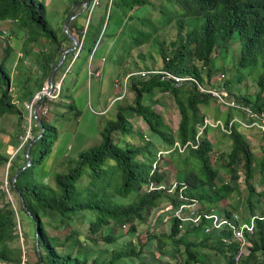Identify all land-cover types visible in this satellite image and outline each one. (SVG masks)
Returning <instances> with one entry per match:
<instances>
[{"label": "trees", "instance_id": "trees-1", "mask_svg": "<svg viewBox=\"0 0 264 264\" xmlns=\"http://www.w3.org/2000/svg\"><path fill=\"white\" fill-rule=\"evenodd\" d=\"M69 1L74 6L82 0ZM167 1V6L160 7V17L152 21L135 15L136 8L140 10L150 5L147 0H102L101 5L96 9H99L103 2H106V9L96 25H92L91 19L87 29L85 26L78 28L73 22L69 31L77 35L79 42L85 35L82 50H86L88 55H91L103 38L116 39L115 42L118 40L117 46L119 40L127 34L130 45L140 47L149 42L154 34L153 29L163 30L176 23L178 40L172 43L170 56L166 57L167 55L164 54L166 63L163 68L179 76L189 75L202 84L210 85H215L212 82L216 74L214 53L220 49L229 55L237 41L240 54L232 70L236 76L223 81L221 86L229 97L235 98L239 104L250 107L256 113H264L262 97L264 0ZM71 8L70 6L66 21L72 16ZM114 18L116 22L111 23ZM132 20L139 21L140 29L125 30ZM3 21L15 22L28 31V40L23 44L21 52V56L24 57L19 58L20 63L29 56L25 48L40 38L47 39L57 48L59 58L65 50L62 44L70 42L66 35L65 38L58 36L57 31L47 20L46 4L39 0H0V22ZM155 40L159 43L158 38ZM12 52L10 46L6 47L5 56L0 62V119L7 115L22 117L23 113L17 107V103L20 102L23 106L30 102L35 93L43 87L41 84L36 91L32 86L31 77L24 80L12 76L11 67L8 66ZM125 53L127 56L130 54L126 49ZM52 60L53 55H48L40 66V73L43 70V80L47 81L50 78L58 63L51 66ZM196 62L200 63V67ZM245 70L248 71V75H257L259 94L255 102H251L246 95H237L230 90L233 84L245 80L246 76L243 74ZM222 72L225 77V70ZM14 87L20 89L19 102H16L12 96ZM129 87L135 95L133 103L129 104L126 101L124 104L118 103L115 118L109 120L103 118L104 122L102 121L100 125L102 143L80 153L77 158H66V164L70 168L54 176L55 187L39 181L36 173L52 153L59 138L57 128L44 118L41 120L45 133L30 150L32 161L30 167L23 170L27 164L26 149L33 140L25 146L26 162L23 166H14V159L20 158L18 154L10 159L0 152V167L9 163L10 171H14L9 182L10 191L18 196L19 200L22 196L31 214L27 215L35 223L36 231L38 228L42 260L45 264H216L209 257L217 255L225 257L217 264H234L232 257L238 251V245L226 246L222 243V236L231 237L226 230H215L205 234L203 229L205 222L197 227H191L180 226L178 221L170 220L169 235L150 232L147 242L143 245L139 241H133V237H136L139 226L145 224L152 212L156 214L161 210L159 205L162 200L168 201V205L159 215L155 228L162 225L167 216L171 217L174 214L182 203L178 192L183 184L187 187L183 190L185 196L198 199L203 207H208L207 210L215 208L219 213L229 214L228 210L220 208V202L227 200L237 191L241 174L250 190L243 211L247 216L244 217L263 215L264 191L256 193L255 182L261 175L260 181L264 184V156L254 161L251 146L242 133V126L234 123L231 128L229 127L233 113L228 110L224 128L230 133L223 132V135L228 136L232 141L228 163L231 178L229 182L221 181L220 173L211 162V153L215 144L208 135L214 127L205 125V120H209L210 116L204 109L208 108L212 101L218 103L217 99L209 94L200 93L196 85L185 83L175 87L172 81L158 75L148 81L132 78ZM168 93L173 96L181 116L176 133L154 108L160 103L159 100H154L150 105L144 103L145 95L154 98L156 94ZM64 98L71 100L65 106L75 111L73 95L66 94ZM76 116L79 117L78 112ZM135 117L143 120L148 131L144 133L134 131L130 119ZM37 129L41 130L39 127ZM201 129L203 132L198 140ZM115 133H121L132 139L138 136L140 144L116 143ZM40 135L41 133L37 137ZM177 143L180 148L176 147ZM186 145L187 148L182 151ZM160 151L169 152L165 157L168 156L175 167H191V171L183 179H178V188L174 193H168L163 189L146 191L151 183L156 186L169 185V177L158 167ZM155 164L156 170H154ZM196 169L198 172L194 173L193 170ZM18 173L20 174L14 183V177ZM85 178L88 182L83 186L82 181ZM132 195L134 198H131ZM1 196L5 197L6 193ZM10 206L0 208V263L22 264L21 249H13L9 245L10 241L19 237V233H16L18 223L15 221V210ZM47 211L56 213L60 217L59 228L72 227V224L79 220H82L83 224L78 230L71 228L65 241L61 242L58 237L50 235L46 230L42 212ZM112 223L119 229L115 235L106 231ZM128 225L129 229L124 233ZM124 237H132V239L125 244L115 246L110 253L103 248ZM248 238L253 246L249 249L248 256H245L240 263L264 264V221L256 220L254 234ZM163 239L168 240L165 242ZM90 244L98 248L94 259L91 258ZM36 254L37 264H40L37 246Z\"/></svg>", "mask_w": 264, "mask_h": 264}, {"label": "rangeland", "instance_id": "rangeland-1", "mask_svg": "<svg viewBox=\"0 0 264 264\" xmlns=\"http://www.w3.org/2000/svg\"><path fill=\"white\" fill-rule=\"evenodd\" d=\"M39 1L46 3V0ZM147 1L150 5L143 7L140 10L136 8L135 11L137 12L135 15L137 17L141 16L144 19L155 21L161 15L160 7L167 6L168 1ZM64 2L68 3L69 0H64ZM105 4L106 2H103V5L99 9H96V12L94 11L95 14L93 13L94 15L92 17L93 26L95 24V19L97 22V20H99L105 13ZM57 5L60 6L61 3L59 2ZM47 20L48 22H51V25H55L51 16H48ZM66 22L64 25L60 24L58 29H55L59 37L62 36L65 38ZM115 22L116 18H114L111 23ZM86 23H88V20ZM8 27L9 28L2 30V33L0 34V62L5 56L6 47L10 46L13 52L11 53L8 66L11 67L12 76L15 79L24 80L31 77V81L33 82L32 86L36 90L41 84L43 86L46 82V80L42 79L43 70L42 73H40V66H42L48 55H53L51 66H53L56 62H59L61 57L59 58L58 50L56 47L52 46L47 39L40 38L38 41L31 42L30 45H28L29 47L25 48L29 53V56L25 58L23 63H20L19 58L24 57L23 55L21 56L20 53L23 51V44L28 40L29 34L26 29L21 28L17 23L14 24L13 22H10L8 23ZM135 29H140L138 20L130 21L127 24V29L125 28V30ZM148 29L149 28H147V30ZM153 31L154 34H152L149 42L140 47L131 46L127 34L119 40L117 46L116 43L118 40L115 42L116 39L103 38L102 41L97 44V49L95 51V57L99 61L97 69H102L103 71L100 78L90 77L87 66L84 68L85 59L90 56L88 53L84 52L81 57L79 55L77 56L76 50L74 53H70L71 55H68L56 75V78L58 79L71 65V71L63 87L62 100L57 105H53L51 112H49V116L44 118L50 125L57 128L59 138L53 147L52 153L42 164V167L38 168L39 170L37 169L36 171L39 181H43L51 187H55L54 176L57 173H64L70 168L66 164V158H77L80 153L91 148H95L102 143L100 125L102 121L104 122L103 118L105 117V120L114 119L118 103L124 104L126 101L131 104L135 99V95L129 87L131 80L129 81L127 87H125L123 82L124 78L128 74L147 69L148 67H163L165 65L166 62L164 60V54L167 55L166 57L170 56L169 53L173 49L172 43L177 42L178 40V27L176 23H173L163 30L153 29ZM118 33H120V31ZM183 33H185V30ZM119 37L117 39H119ZM155 38H158L159 43L155 40ZM235 42L236 43L232 46L229 55L225 54L226 52L220 49H217L214 53V68L216 69V74L212 78V82L216 84L215 88H219L221 91H224V87L221 86L223 81H227L236 76L232 70L234 69V65L238 62L240 53L237 44L238 42ZM72 45L71 41L64 42L62 47L66 50L72 47ZM125 49L130 52L128 56L125 53ZM76 60L79 61L75 65L73 63ZM196 64L200 67V63L196 62ZM223 69L226 72L225 77H223ZM77 73L79 74L78 76ZM243 74L246 76L245 80L241 83L233 84L230 87V90L232 93L237 95H246V97L251 99V102H255L257 95L259 94L257 75H248L247 70H245ZM204 76L207 79L206 74H204ZM91 82H93L92 86ZM99 89H103V92ZM70 90L73 91L74 94L76 92L78 93L77 96L75 97L74 95L72 99L76 108L75 111L69 110L68 107L65 106L71 102V100L69 101L64 98L66 94H70ZM17 93L18 90L12 88V96L16 102H19ZM110 96H113L112 101L108 100ZM262 97L264 98V91L262 93ZM154 100L160 101V103L158 105L156 104L154 108L162 115L166 124L172 129V131L176 133L181 121V116L173 96L171 94H156L154 98H149V96L145 95L144 103L146 105H150ZM98 101L101 103L99 104ZM228 102L235 103L236 106L227 108L222 103L220 104L219 102L217 103L216 101H212L208 108H204L207 111L208 116H210L208 123L217 125L218 122H221L220 127H214L213 130L209 131L208 137L215 144L214 150L211 153L212 165H214L213 167L220 173L219 178L221 181L225 182H229L231 178V173L228 172V163L230 161L229 155L232 147V141L228 136L223 135V132L225 131V129H223V123H226L225 121L228 116V110L233 113V121H246L245 114L239 112V110L242 111L238 108L240 104L236 103L234 100H228ZM98 105H101V109L103 110L108 108L107 114H99L101 110ZM17 107L22 111V117L19 115H7L0 119V152L10 159L15 158L18 154L20 158L14 159V166L20 167L26 162L25 146L30 141L35 140L37 135L41 133V130L37 129L34 123H32V129L30 130V112L26 108L24 109L20 102L17 103ZM76 112L79 113L78 118L76 116ZM252 114L255 115V113ZM255 117L257 118L253 121L257 120L260 124L258 122H254V127H245L247 124L242 123V133L246 136V140L251 146L254 161H257L262 159L264 156V127L261 126L264 121L257 115H255ZM130 122L135 132L141 131L144 133L148 131L147 125L141 118H131ZM114 139L116 143L123 145L128 143L140 144L138 136H136L135 139H132L131 137L123 136L121 133H115ZM165 156L166 154L159 157L158 167L163 171V173H166L167 177H169V185L177 182L178 179H183L185 175L191 171L190 166L181 168L175 167L173 161L168 156ZM9 167V163L0 167V208L11 205L10 207L15 210V221L18 223L16 233H19V237L10 241L9 245L13 249H21L23 262L25 261L27 264H37V239L35 236L36 225L31 218H29L27 213L23 211L18 196L10 191L9 182L11 181L10 179L14 171H10ZM193 172H198V169L193 170ZM260 178L261 175L257 177L255 182L256 193L264 191V184L261 183ZM87 182L88 179L85 178L82 181L83 186H85ZM3 193H6L5 197L1 196ZM249 195L250 190L247 188L243 174H241L237 191L227 200L221 201L220 208L224 207V209L230 212H238L242 216H247L243 214V211ZM131 198H134V195H132ZM262 200L264 202V197ZM167 205L168 201L165 199L160 202L159 208L161 210H158L156 214L152 212L147 218L145 224H141L139 226L138 234L136 237H133V241H139L142 245L145 244L148 240L150 232L160 235H169L171 225L169 224L170 220H168L167 217L162 225L155 228L159 215H161ZM42 216L47 232L52 236L58 237L61 242L65 241V238L69 234L71 228L78 230L83 224V221L79 220L78 222L73 223L72 227L59 228L61 222L60 217L56 213L50 211L42 212ZM128 229L129 225L125 227L124 233H126ZM106 231L115 235L119 232V229L114 225V223H112L108 228H106ZM131 239L132 237H124L118 242L112 245H107L103 248L107 249L108 253H110L115 246L125 244ZM167 240L168 239H163L165 242ZM89 247L92 250L91 258L94 259L96 256L95 252L98 248L92 246L91 244ZM156 255L159 256L158 253H156ZM209 258L212 259V262L217 264L221 262V260H224L225 257L211 255ZM260 260L261 259H259V261Z\"/></svg>", "mask_w": 264, "mask_h": 264}, {"label": "built area", "instance_id": "built-area-1", "mask_svg": "<svg viewBox=\"0 0 264 264\" xmlns=\"http://www.w3.org/2000/svg\"><path fill=\"white\" fill-rule=\"evenodd\" d=\"M101 3L102 0H91L90 5L87 7L89 18H88V23L85 24L86 29L89 25V19L92 13L96 10L97 7L101 5ZM84 37L85 35L82 36V39L79 43L80 47L77 51V56L79 55L80 50L82 49ZM70 71H71V65L65 70V72L61 75L60 78L58 79L55 78L54 82H50V79H48L44 83L43 87L38 92L35 93L32 100L23 105V107L30 112V120H29L31 124L30 130L32 129V123L35 124V127H38L37 117H39L40 119L48 117L49 112H51L53 105H57L62 100L63 87L66 79L68 78ZM101 73L102 71L100 70L98 71H94L92 69L89 70L90 77L91 76L98 77ZM157 75L163 76L168 81H172V84L175 87H179L180 85L185 83H188L190 85H196L200 93L211 95L212 97L216 98L220 104L222 103L227 108L236 106L235 103H229L228 100L230 101L234 100L236 103H238L234 98L229 97V94L225 89L224 91L226 92L219 90V88H215L216 84L215 85L202 84L198 82V80H196L195 78L189 75L179 76L174 74L172 71L165 70L163 67H150L149 69H144L138 72L130 73L124 78L123 82L125 84V87H127L129 81L132 78H139V79H143L144 81H148L151 79V77ZM238 108L242 110V111L239 110V112L245 114L246 121L244 122L239 120L233 121L232 119V121L229 124L230 128L234 123H239L241 126H243L242 123L247 124V126L245 127H254L253 126L254 122H258L260 124V122L257 120L253 121L255 118H257L255 117V115H257L259 118L263 119L264 121V113L261 114L256 113L250 107H246L242 104H240ZM252 113H255V115H253ZM205 125H211L212 127H220L221 122H218L217 125H214L212 123H208V119H206ZM224 125L225 124L223 123V126ZM261 126L264 127V122L262 123ZM223 129L225 128L223 127ZM202 132L203 129H201L199 132V135L197 137L198 140ZM224 132L228 134L230 133V131H227L226 129ZM187 146L188 145H186L183 149L181 148L182 151H184L187 148ZM176 147L180 148L178 143L176 144ZM159 153H158V157L167 154L169 152L160 151ZM156 167L157 165L155 164L154 170H156ZM177 188H178L177 182L171 183L170 185L162 184L159 186H156L154 183H151L146 189V191L151 192V191L163 189L168 191V193H174L177 190ZM186 188L187 187L184 184L180 188L178 192V196L179 199L182 201V203L171 217L167 216V219L178 221L180 223V226L189 225L191 227H195V226L197 227L205 222L203 227L205 234H209L215 230L217 231L226 230L231 235V237L222 236V243L226 246L232 244L238 245V251L232 257V261H234V264H241L240 261L242 262V259L249 254V248L253 246L251 240L248 237H251L254 234L256 220L264 221V213L261 216L244 217L238 212L229 211L230 213L226 214V213H219L215 208H210L209 210H207L208 207H203V205L199 202L198 199L190 198L183 194V190ZM23 264H27V263L24 261Z\"/></svg>", "mask_w": 264, "mask_h": 264}, {"label": "crops", "instance_id": "crops-1", "mask_svg": "<svg viewBox=\"0 0 264 264\" xmlns=\"http://www.w3.org/2000/svg\"><path fill=\"white\" fill-rule=\"evenodd\" d=\"M58 1V2H57ZM84 1L85 0H82V1H80L79 2V4H77V5H74V6H72L71 4H70V1L68 2V3H66V2H64V0H46V7H47V17L48 16H51L52 18H53V23H55V25H53L52 24V26L54 27V29H58V27H59V25L60 24H64L65 22H66V19H67V17L69 16V13H68V11H69V7L71 6L72 8H71V12L73 13V10H75V12H76V14H78L77 15V17L72 21V22H75L76 24H77V26L76 27H78V28H80V27H84V25H85V23H86V21L88 20V13H87V11H83V4L82 3H84ZM61 3V5L60 6H58L57 4L58 3ZM96 12V11H95ZM95 12H94V14H95ZM93 14V15H94ZM93 15H92V17H93ZM92 17H91V22H92ZM100 20V19H99ZM99 20H97V22H96V19H95V24L94 25H96V23H98L99 22ZM68 21V20H67ZM10 22H12V21H3V22H0V34L2 33L1 31L2 30H4V29H6V28H9L8 27V23H10ZM72 22H71V24H72ZM14 24H16L15 22H13ZM51 23V22H50ZM70 24V25H71ZM77 28V29H78ZM75 30H76V28H75ZM11 32V31H10ZM74 36H76L77 37V35L76 34H74ZM78 38V37H77ZM84 52H86L87 53V51L86 50H81L80 51V53H79V56H83L82 54L84 53ZM21 54V53H20ZM79 61V60H78ZM77 60L76 61H74V63L73 64H77V62H78ZM99 64V61H98V59L95 57V52H94V54L92 53L90 56H89V58H86L85 59V62H84V68H86V66H87V69H88V74H89V70L90 69H93L94 71H98V70H100V71H102V69H97V65ZM85 71H86V69H85ZM103 72V71H102ZM79 74L77 73V76H78ZM102 76V73L98 76V77H96V76H92V77H96V78H100ZM92 84H93V82H91V86H92ZM97 87H98V84H97ZM15 88V87H14ZM15 89H17V88H15ZM18 91L20 90L19 88L17 89ZM101 92H103V89H99ZM70 94H72L73 95V97H74V95H75V97L77 96V92L74 94L73 93V91H71L70 90ZM17 95H19L18 93H17ZM112 99H113V96H110L109 98H108V100L109 101H112ZM98 103L100 104L101 102L100 101H98ZM98 107L100 108V110H101V112L99 113V114H107V110H108V108H106V109H101V105H98ZM102 115V116H103ZM6 145V144H5ZM42 166H40L39 168H41ZM39 170V169H38ZM38 179H39V177H38ZM248 256V255H247ZM0 264H5V263H0Z\"/></svg>", "mask_w": 264, "mask_h": 264}, {"label": "water", "instance_id": "water-1", "mask_svg": "<svg viewBox=\"0 0 264 264\" xmlns=\"http://www.w3.org/2000/svg\"><path fill=\"white\" fill-rule=\"evenodd\" d=\"M91 0H85L83 4V11L86 10V8L89 6ZM78 14H76L75 10H73V13H72V16L68 19V21L66 22L65 24V33L66 35L68 36L69 40L72 42V47L66 49L63 53H62V56H61V59L60 61L57 63V65L55 66V68L53 69V72L50 76V82H54L55 80V77L57 75V72L58 70L62 67V65L64 64L66 58L68 57V55L72 52H75L80 46H79V40L76 36L70 34L69 32V27H70V24L71 22L77 17ZM35 115H36V112H35ZM37 124H38V127L41 129V135L39 137H37L35 140H33L27 147L26 149V158H27V164L25 166V169H27L28 167L31 166L32 164V161H31V158H30V150L32 148V146L39 140L43 137L44 133H45V128L43 126V122L42 120L37 117ZM20 173L16 174L15 177H14V180L13 182L15 183L18 176H19ZM20 201H21V204H22V207L24 209V211L28 214V215H31L28 208H27V205L25 203V201L23 200L22 196H20ZM36 239H37V243H36V246H37V250H38V253H39V256H40V264H45L44 261L42 260V255H41V252H40V248H39V231H38V228H37V231H36Z\"/></svg>", "mask_w": 264, "mask_h": 264}, {"label": "clouds", "instance_id": "clouds-1", "mask_svg": "<svg viewBox=\"0 0 264 264\" xmlns=\"http://www.w3.org/2000/svg\"><path fill=\"white\" fill-rule=\"evenodd\" d=\"M90 3H91V2H90ZM89 5H90V4H89ZM85 11H87V8H86ZM87 13H88V12H87ZM93 13H94V12H93ZM93 13H92V15H93ZM92 15H91V16H92ZM88 18H89V13H88ZM90 18H91V17H90ZM89 20H90V19H89ZM79 43H80V42H79ZM78 49H79V48H78ZM78 49H77V51H78ZM81 50H82V49H81ZM81 50H80V51H81ZM55 78H56V77H55ZM49 79H50V78H49ZM37 126H38V124H37Z\"/></svg>", "mask_w": 264, "mask_h": 264}]
</instances>
